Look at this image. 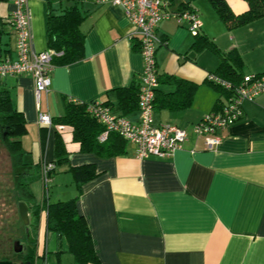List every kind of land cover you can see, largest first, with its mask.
Wrapping results in <instances>:
<instances>
[{"label":"crops","instance_id":"crops-1","mask_svg":"<svg viewBox=\"0 0 264 264\" xmlns=\"http://www.w3.org/2000/svg\"><path fill=\"white\" fill-rule=\"evenodd\" d=\"M166 1L172 12L196 9L202 22L199 34L206 38L195 45L196 36L186 22L179 23L174 16L161 21L157 30L161 43L155 52L158 86L153 121L178 125L187 131L188 139L165 157H138L130 142L125 154L104 157L82 150L73 138V127L61 119L65 105L76 101L102 102L117 115L138 119V107L124 111L117 93L118 88L139 83L142 73L135 27L110 3L27 0L36 51L49 48L48 10L61 14L74 7L82 16L79 29L84 35V56L55 64L51 84L38 104L29 75L0 79L13 107L25 117L26 132L21 137L27 152L25 169L36 171L41 178V162L56 159L59 142L66 158L57 165L53 181L58 169L70 173L71 167L84 164L95 168L94 177L81 187L77 208L89 225L99 261L77 262L67 251L66 240L49 233L46 222L42 231L46 210L43 199L36 198L32 190L34 201L40 204V264H264V92L243 102L241 118L219 131L221 140L214 149L206 148L192 128L228 98L227 91L206 80L221 61L209 43L220 52L238 51L242 74L264 73V63L246 61L247 51L240 50L244 39L239 35L245 29L252 32L264 16L229 28L209 0ZM226 1L234 14L248 9L245 0ZM12 10L9 0H0L1 59L16 58ZM233 33L238 34L235 41ZM166 76L196 84L187 105H178L185 101L186 88H178ZM42 111H49L52 125L38 123Z\"/></svg>","mask_w":264,"mask_h":264},{"label":"built area","instance_id":"built-area-1","mask_svg":"<svg viewBox=\"0 0 264 264\" xmlns=\"http://www.w3.org/2000/svg\"><path fill=\"white\" fill-rule=\"evenodd\" d=\"M13 5L11 22L16 30L15 59H0V79L8 75H29L34 83V96L39 103L42 92L48 91L51 72L55 66L53 58L62 51L47 48L36 51L32 45L31 16L27 0H9ZM95 3H110L118 6L135 27L138 35L139 53L143 69L139 79L138 110L139 117L132 121L126 116L112 112L109 105L91 101L86 103L87 112L98 119L104 129L99 141H105L110 132H116L135 146L138 157L157 155L165 157L180 149L188 139L187 131L176 124L153 121L154 98L158 86L156 66V47L161 43L157 30L161 21L174 16L179 23L186 22L193 35L199 34L202 26L199 13L193 8H183L176 12L167 10L166 0H93ZM206 80L227 91L228 98L219 108L205 113L193 125L194 133L201 137L204 146L214 149L221 140L219 131L236 122L243 114L242 104L253 100L264 92V73H247L238 81L231 80L216 72H208ZM38 123L52 125L49 111L38 113ZM53 162L42 161L40 173L44 182L43 202L48 197V181Z\"/></svg>","mask_w":264,"mask_h":264},{"label":"trees","instance_id":"trees-1","mask_svg":"<svg viewBox=\"0 0 264 264\" xmlns=\"http://www.w3.org/2000/svg\"><path fill=\"white\" fill-rule=\"evenodd\" d=\"M169 1L172 3L174 0ZM209 1L215 7L219 17L225 21L229 28H234L254 18L264 16V0H245L248 4V9L240 14H234L226 0ZM81 18L80 11L74 7L66 9L61 14H53L50 9L48 10V47L56 51H62L61 55L53 58L54 64L71 63L84 56V35L79 29ZM195 36V45L203 43L204 38L200 34ZM204 41H206V38ZM209 44L221 56V61L215 72L231 80L238 81L244 75L241 73L243 60L239 53L235 50L220 52L213 42ZM1 57L2 52L0 50V59ZM166 79L175 82L178 88H186L185 101L178 105H187L196 88V84L173 76H166ZM138 91L139 83L137 82H133L128 87L117 89L119 103L124 111L138 107ZM156 97L157 88L154 106ZM86 103L79 101L67 103L65 105V114L61 119L62 122L68 123L73 127V138L80 142L81 149L92 151L104 157L125 154L129 142L118 133L110 132L105 141H99L98 136L104 129V126L98 119L87 112ZM0 124L2 128L7 130V137L4 142L10 155L11 163L19 169L18 187L20 190V200L28 199L35 202L31 189L34 171L29 172L25 169L28 164L25 159L27 152L21 144V137L26 132L25 117L21 111L13 107L8 90L2 88L1 85ZM65 158V150L59 142L56 145V159L53 161L54 168L50 172V179L48 181V197L44 199L45 203L43 202V208L46 210V228L49 233L57 234L66 240V249L73 254L77 262L96 263L99 259L89 225L77 208V200L81 194L82 185L95 175L94 166L92 164H84L71 167L69 172L74 183L73 193L67 199L50 200L51 177L56 171L57 165H60ZM39 207V203H36L34 206L36 217H38Z\"/></svg>","mask_w":264,"mask_h":264},{"label":"flooded vegetation","instance_id":"flooded-vegetation-1","mask_svg":"<svg viewBox=\"0 0 264 264\" xmlns=\"http://www.w3.org/2000/svg\"><path fill=\"white\" fill-rule=\"evenodd\" d=\"M7 130L0 124V264H40L39 219L34 214L36 202L28 205V222L20 216L18 167L13 166L5 145Z\"/></svg>","mask_w":264,"mask_h":264},{"label":"rangeland","instance_id":"rangeland-1","mask_svg":"<svg viewBox=\"0 0 264 264\" xmlns=\"http://www.w3.org/2000/svg\"><path fill=\"white\" fill-rule=\"evenodd\" d=\"M241 25H243V24H241ZM241 25H239V26H241ZM245 31H246V33L244 32V30H242V33H240L239 35H242V37L244 39V41H242V45L240 47V50H243V52L247 51L245 56H244L246 61L248 60L252 64L264 63V21H260V22H257L256 24H254V30L252 32H251V30L249 32L246 29H245ZM237 35L238 34L233 33L232 37L234 38V41L236 40ZM245 59H244V61H245ZM260 66H262V65H260ZM58 170L55 174V177H57L56 178L57 180L55 179V181H53V178L51 180V184H52L51 192H50V196H51L50 200L51 201L56 200L57 198L67 199V198H69V196L74 191V184L72 181L71 174L67 173V172H63L62 169H60L59 171ZM33 173H34V175H33V179L31 182V189L34 192L35 197L38 199H41L42 196L44 197V191H43V189H44L43 183L44 182H42V179L40 178V176L36 177V174H35L36 171H34ZM49 179H50V177H49ZM44 211H45V209H44ZM45 215L46 214L44 212V217L41 221L42 231H44V229H45V222H46Z\"/></svg>","mask_w":264,"mask_h":264},{"label":"water","instance_id":"water-1","mask_svg":"<svg viewBox=\"0 0 264 264\" xmlns=\"http://www.w3.org/2000/svg\"><path fill=\"white\" fill-rule=\"evenodd\" d=\"M184 1H188V0H184ZM19 210H20V216L21 218L25 221L28 222V205L26 202L21 201L19 203Z\"/></svg>","mask_w":264,"mask_h":264}]
</instances>
